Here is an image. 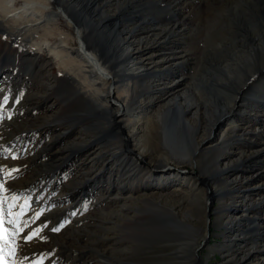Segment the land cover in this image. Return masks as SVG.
<instances>
[{
  "label": "bare ground",
  "instance_id": "bare-ground-1",
  "mask_svg": "<svg viewBox=\"0 0 264 264\" xmlns=\"http://www.w3.org/2000/svg\"><path fill=\"white\" fill-rule=\"evenodd\" d=\"M129 2L133 3L132 10L136 8L130 15L136 14L140 17L133 23L128 22L127 25L121 12L122 7L130 4ZM135 4L136 0H126L123 4L118 0H0V34H3L7 41L22 46L27 51L26 58L34 57L33 61L25 62L27 71L37 74L39 66H45L53 61L59 71L75 84L77 92L83 94V99L88 106L87 115L107 120V128L100 122L101 120H94L92 123L97 133L93 141L95 144L101 145L106 140L115 138L119 134L115 135V131L121 134L128 131V136H125L126 151L122 154L133 152L134 154L129 160L123 159L120 165V171L125 168L131 176L127 178V181L132 182L145 170L142 163L145 162L144 153L148 150L153 157L159 158L165 152L161 149L163 145L169 150V158L172 161L178 164L194 163L195 165V159L205 155L204 150L206 152V149L218 144V141L221 142V145L225 146V152L217 158L219 169L204 181L203 186L212 193L210 197L212 199L216 196H229L230 203L225 205L226 218L230 219L228 213H231L233 217L231 216V220L225 225L227 233L225 244L233 250L231 249L232 251L225 255V260L232 264H264V0H236L231 7L230 14L233 13L231 14L233 19L238 15L233 28L236 30H232V35L235 37L231 36L227 43V46L232 49L230 57L233 64L232 76L218 79V82L204 81L203 87L208 86L212 89V93L206 94L202 91V104L199 101L194 106L191 103L183 104V100L180 102V94L187 82L185 74L173 75L174 69L181 62L183 64L185 60H189L188 55L183 51H177L180 60L176 63L175 59L178 56L176 58V52L168 47L169 53L163 59L166 42L151 40L152 37H156L155 31L162 30L158 29L160 18L154 16L150 18V21L146 20V17L141 14L143 6L140 8ZM173 9L174 6L171 10L169 9L170 11L167 10V15L169 13L171 15ZM174 10H177L176 7ZM140 22L143 23L140 24ZM174 27L163 30L167 34L165 39H170L168 35L173 34ZM75 40L78 42V47L74 49L71 42ZM44 50L51 60H47L49 63L37 57ZM0 60L15 62L11 56H0ZM172 61L175 63L169 64ZM14 78L12 72L0 71V98L2 99L0 105L2 106L4 97L10 94L9 101L13 98ZM146 78L153 79L150 81V89L145 93L147 97L138 98L139 100L132 99L133 102L130 104L129 101L133 97L132 93L135 92L137 84ZM215 79L217 80L216 77ZM161 93L162 95L165 93L166 96H156ZM159 98L161 100L157 101ZM29 100L27 99L26 102L22 100L19 108L16 106L17 109L6 108L7 112L16 115V118L21 117L19 122L18 119L13 121L16 131L6 134L7 123L0 125L3 126L2 132L0 131V220L3 221L2 228L7 234L6 243L0 241L3 264H18V260H24L21 264H35L37 257L42 255L40 247L34 243L22 245V251L21 247L19 248L22 242L31 240L26 237L28 229H25V233L21 236L26 226L23 222L27 223L29 220L20 209L21 203L18 200L14 203L13 197L24 194L28 197L35 188L38 192L46 185L48 191L52 189L50 195L53 191H57L56 196L66 197L56 202L47 198L49 206L44 208L47 212L45 216L47 223L44 225L48 226V233L43 236L48 239V250L53 252L55 259L64 260L63 264H88L89 256L93 252L90 247H93L85 243V237L89 236L88 230L95 231L105 227L102 212L106 207L116 204V208L118 204H125L124 202L132 197V194L126 193H133L136 188L143 192L142 194L151 192L156 189L155 183L149 184L146 180L148 183L145 185H131L129 191H126L112 180L108 179L106 182L105 174L108 172L112 173L111 177H119V168L112 167V169L104 166L96 169L95 164L87 163V161L80 162L83 156L88 157L94 143L87 141L83 134L74 133L72 128L58 131L52 125L30 126L28 115L32 110L39 111L40 108L27 109ZM43 104L42 115L45 116V112L50 110L51 106L47 105L48 103ZM136 104L144 108L143 115L136 109ZM158 107L159 109L155 110ZM155 116L159 118V126L158 123H154L156 121H153ZM126 119L134 121L135 124L131 126L122 124ZM195 122H198V126L194 125ZM227 128L231 130L232 136L224 142V132L228 130ZM131 129L136 130L133 140L129 137ZM158 130L162 131L163 144L159 141ZM31 132L40 137L46 132L48 135L41 146L33 147V155L26 156L25 159L12 156L15 154L16 146L10 149L9 145L20 139L26 140ZM75 134L77 137L74 138ZM172 142H181L182 146L175 148ZM18 149L22 147L19 146ZM95 150L97 151V148ZM8 154L12 155L8 156ZM120 156L119 152H114L110 161L117 160ZM95 158L97 160V157ZM169 158L166 157V160ZM76 161L79 163L75 165ZM157 163L151 165L145 162L149 171L157 177L172 169L173 164L165 159H159ZM40 166H43V169L40 173H36L34 168ZM10 168L19 170V175L24 174L20 180L12 176L16 182L18 181V191L10 188L12 185L8 174ZM65 170L69 171L64 172ZM91 174H95L93 179H90ZM222 176L228 179L227 186L218 192H213L210 182ZM33 197L31 204L35 205L31 210L36 215L43 209L41 204L43 202L39 199L40 196ZM83 198L91 199L89 208L94 211H85L82 216H79L78 222L80 220L83 222L80 224L71 219L70 212L74 209L76 212L81 208L77 205L84 202ZM172 198L168 196L166 199L170 202ZM152 202L155 210L164 214L165 218L168 217L167 226L177 228L176 233L179 236L171 262L163 264H188V257L185 258L182 255L183 248L194 241V236L199 231L197 232L196 227L182 221L178 213L176 214L171 208L172 206L165 207L163 204L167 201L163 204ZM8 205L15 208L12 209ZM118 210L112 213L114 217ZM126 210L128 212L127 208ZM93 213L99 214L96 216ZM56 224L68 225H64L61 232L49 234ZM244 227L248 228L245 233ZM104 231H106L105 228ZM96 239H100L96 243L107 242L106 237ZM252 239L257 240L256 245ZM13 248L14 255L10 254ZM105 250L95 251L93 254L96 257L107 258ZM194 264H203V262L197 256Z\"/></svg>",
  "mask_w": 264,
  "mask_h": 264
},
{
  "label": "rangeland",
  "instance_id": "rangeland-1",
  "mask_svg": "<svg viewBox=\"0 0 264 264\" xmlns=\"http://www.w3.org/2000/svg\"><path fill=\"white\" fill-rule=\"evenodd\" d=\"M118 1L119 3L123 4V1L126 0H118ZM235 2L236 0H199V1L198 0H155V1L136 0L135 5H138L140 8H142L143 6V10L141 11V14L143 16L145 17L150 16V18L154 16H158L160 18L158 29H162V30L155 31L154 33L155 34L157 33L156 37H152L151 40L153 41L155 40L157 42H164V41L166 42V46H164V49H166L164 50L165 57L163 54L162 58L163 59L166 58L167 54L169 53V48H171L172 51L176 52L175 55L176 58L179 55V53L177 54V51L178 52L183 51L188 55L189 60L188 61L185 60L183 64L181 62V64L178 65L176 69H174L175 72L173 73V75L175 74V76H178V74L180 73L185 74L184 76L186 77L187 82L184 85L182 93L180 94V99H181L180 102L184 101L183 104L191 103V105L194 106L198 104L199 101H200L199 103L202 104V98H201L202 91L206 94L212 93L211 88H209L208 86L203 87L204 81L208 82V80H210L209 82H213V80H215L218 82V79L221 80L226 76L227 77L232 76L231 73H233V64H231L232 60L230 58L232 49H230L229 46H227V43H229L231 36L235 37V35H232V30L234 31L236 30V28L235 29L233 28L235 27L234 24H236L235 21H237L236 17L238 15H236V17L233 19V17L231 16V14L233 13L230 14L231 7L234 5ZM132 4L131 3L127 4V6L123 5L124 6L122 7L123 11L121 12L123 18L130 16V12L132 11V7H133ZM173 6L174 9L176 7L177 10L173 9L172 14L170 15L169 13V15H167L168 14L167 10L170 11ZM167 22L170 23V25ZM126 23L128 25V22ZM165 24L168 26H166ZM173 24L175 25V27ZM172 26L174 27L173 34L168 35L170 39H165L167 34L163 30L166 29L168 30ZM238 31L239 30L237 29V32ZM171 41L172 43H170ZM71 44L74 49L78 47L77 40L72 41ZM28 52L30 54V50H28ZM26 55H27V51H25V49L22 46H19L14 42L7 41L5 39V36L3 34H0V56H11L15 60V62L13 63L2 62L0 60V67H1L0 71L12 72V74L15 77L14 81L12 82V84L15 85L12 88L13 89L12 96L14 99L12 98V100L9 101L10 98V94H9L7 97H4V102H2L3 106L0 105V125L7 123L8 128H6L7 131L6 134L16 131V126L15 124H13V121L14 119H18L19 122L21 119V117L18 116L16 118L15 117L16 115L14 116L9 112H7L6 108L13 109L16 108V106L17 108H19L20 105L19 103L22 100L23 102H26L27 99L28 100L30 99L28 101L29 103L27 102V109L35 108V107L40 108L39 111L38 110L34 111L31 109L32 111L30 112V115H28V122L30 121L29 122L30 126L38 127V125L39 126L52 125L55 126L58 129V131H63L65 129L72 128L73 132L75 131L74 133H77L78 135L83 134L84 136H86V140L90 141L93 144L94 143L93 141L97 137V133L96 130L93 128L92 123H94V120L95 121L101 120L100 122H102L105 128H107V120H105L104 118H99L95 116L92 117L90 115H87L88 106L83 99L84 97L83 94L77 92L75 84L71 82V80H69L68 77H66L62 72L59 71V69L57 68L56 64L53 61L49 60L50 58L47 57L48 54L45 50L42 51L40 55L38 54L37 57H40V60L44 59L45 63L46 62L49 63V61L51 62L45 66L43 65L41 67L39 66L40 69H39V73L37 74H34L33 72H29V70L27 71V69L25 68V62L33 61L34 59L33 56L30 58H26ZM179 56L177 59H175L176 63L179 62L180 60ZM175 62L172 61L169 64H174ZM162 64L165 65L164 63ZM215 77L217 78V80L215 79ZM150 81H153V79L146 78L145 80L137 84L135 92L132 93L133 97L129 101L130 104H132L133 102L132 99L137 100L138 98L147 97L145 93L151 87ZM140 95H142V97ZM164 95L166 96L165 93H163V95L161 93L159 95L157 94L156 96L164 97ZM159 100H161V98L157 99V101ZM1 101L2 99L0 98V103ZM43 103L46 104L48 103L47 105L51 106V109L45 112V116L48 117H45L44 114L42 115V111L44 109ZM6 104H8V106H6ZM136 109L140 110L142 115L144 114L143 107L136 104ZM158 109L159 107L155 110ZM161 110H162L161 112H163V108ZM194 117L198 118L197 116ZM153 121H156L154 123H158L159 126L158 116H155L153 118ZM122 124L126 126L127 125L131 126L134 125L135 122L126 119ZM194 125L198 126V122H195ZM0 128H1L0 131L2 132L3 126H0ZM115 132H116L115 135L119 133L116 135L115 138L108 139L101 145H97L94 143L93 148L90 154L88 155L89 158L83 156L80 162L87 161V163L95 164L96 169L107 166L108 168H112V167L114 169L119 168L120 171L121 170L120 165L121 162H123V159L126 160L127 158L129 160L133 156L134 152L126 155L122 154L126 151L125 136H128L127 134L128 131L124 132L125 134H121L119 131H115ZM135 133L136 130L131 129L129 133L130 135L129 137L131 140H133L132 137L133 134ZM158 134H160L159 141L163 144L162 131L158 130ZM43 135L42 137H40L36 133L31 132V134L28 135L29 137L26 140L20 139L17 140V142L11 143L9 145L10 149L15 148L16 146V148L14 149L15 154L14 155L8 154V156L12 155V156H16L19 159L22 158L25 159L24 157L26 156L29 157L33 155V149L35 148L34 146H41L42 143L45 142V139L47 138L48 134L46 132ZM220 135L221 133L219 134V137ZM224 135H225L224 142L228 141L229 138L232 136L231 130L230 129L226 130L224 132ZM75 136L77 137L76 134L74 135V138ZM219 137L217 139H219ZM71 138L73 137L71 136ZM209 139L211 140L212 137L210 136ZM47 141H49V139H47ZM172 144H174L175 148L182 146L181 142L178 143L172 142ZM218 144L214 145L211 148L206 149V152L204 150L205 155H203L199 159L196 158L195 165L194 163L178 164L172 161L171 158H169L170 157L169 150L166 149L163 145H161V149L162 151L164 150L165 152H163L164 154L159 158L153 157L149 150L146 151L144 153L145 162H148L151 165L152 163L155 165L158 164L157 160L159 159H165V161L171 162L173 164L172 169L170 171H168L166 174L163 175L159 174L158 177L157 175H154L149 171V169L146 167L147 165L145 164V162L142 163L143 164L142 166L143 167L145 166L144 167L145 170H143L141 174L138 175L137 178H135V180H133L132 182L127 181V178H131V176L125 168L122 169V171H120L121 174L119 172V177L117 176L116 178L115 176L111 177L110 174L112 173L107 172L105 174L106 176H104L105 181L107 182L108 179L112 180L113 182L118 183L121 189L125 188L126 191H129L130 188L129 186L131 185L133 186H135L136 184L145 185V183L148 182L149 184L152 182L153 185L155 183V187L158 190L153 189L151 192L142 194L143 192L137 190L136 188L133 193L130 192L126 193V194L128 193L132 194L131 199H134V201L128 199L129 202L127 200L124 202L125 204L122 203L123 205L118 204L116 208H115L116 204L115 206L110 205V207L109 206L106 207L105 211L102 213L104 214V219H105L104 221L106 223L104 228L107 232L104 231V228L103 229L98 228L95 229V231L88 230L89 236L85 237L86 240L85 243H89L93 247V248L90 247V250H92L93 252L95 251L101 252L102 249L104 250L106 249L105 251H107V258L104 256H103L104 258L96 257L92 252L91 253L92 255L90 254L89 256L90 261L88 264H109V263L110 264H116V263L117 264H121V263L122 264L123 263L124 264H163V263L171 262V259L174 253L176 252V248H177L175 245L179 239L178 238L179 236L176 233L177 228H175L174 226L171 227L167 226L166 219H168V217L165 218L164 214H161V212L155 210L152 201H154V203L157 202L159 204L161 203L163 204L165 201H167L163 204L165 205V207L167 205H168L167 207L172 206L171 208L174 209V212H176V214L178 213L177 215L180 217V219H182V221L186 222L188 225L193 226L194 228L196 227L197 232L199 231L198 234H195L194 241H192L189 245L183 248L182 255L185 258L188 257L187 258L188 264H194L197 261V256L198 258L201 259L203 264H232L225 260V255H227L229 251L233 250V248H230L229 245L227 246L225 244L226 236H227L225 225L229 220H231V216H232L231 213H228V215H230V219L228 220L226 218V212H225L226 210L225 205H228L230 203V200L228 198L229 196L227 195H225L226 197L216 196L215 198L212 199L210 198L212 193H209V191H207L206 188L203 186L204 181L208 179L214 172H216L217 169H219L217 158L223 152H225L224 150L225 146L223 144L221 145V142L219 141ZM17 145L22 147V149H18L19 146ZM96 148L97 151L95 150ZM114 152H119L121 156L119 158L117 157V160L114 159L110 161L111 155ZM95 157H97V160H95L96 159ZM166 157L169 159L166 160ZM11 159H13V157H11ZM78 163L79 161H76L75 165ZM42 169L43 166H40L38 168H34V171L36 173H40ZM67 171L69 170H65L64 172ZM19 173L20 171L19 170L17 171L15 168H10L8 171V174L11 177L10 182H12V185L10 188H12V190H16V191L19 190L17 183L18 181L16 182L14 178H12V176H14L17 177L18 180H20V177H22L24 174L22 173L19 175ZM14 174H17L18 176L17 175L15 176ZM94 175L95 174H91L90 179H93ZM225 178L226 176L225 177L222 176L217 178L218 180L216 179L213 182H210V187L213 192H218L219 190L224 189L227 186L228 179ZM152 179L154 180L156 179V180L153 181ZM157 184L159 186H157ZM51 190L48 191V186L46 185V187H44L41 190L42 192L40 190L36 192L37 191L36 188L33 191H31L30 194L32 196L28 194V197H26L27 194H24L23 196L20 197H13V200L15 201L14 203H16V200H18L22 205L20 209H22L24 213L28 216L29 221L27 223L22 221L23 225L24 224L26 225L23 231L25 229H28L27 230L28 232L26 231V237H30V236L33 237V239L32 238L31 240L29 239L30 241L28 242H22L19 248L21 247V251H22V245L34 243L35 245L39 246L40 251H42L40 253L42 255L37 257V262L35 264H50V263L63 264L64 262V260L62 259L59 260L55 259V257L53 256V252H50L48 250L49 242L47 237L43 236V234L48 233L47 230L48 226L44 225L45 223H47V219H45L47 212L44 211V208H48L49 206L48 205L49 203H47L48 199L51 198L53 202H56L66 198L65 196L63 197L56 196L57 191H53L50 195ZM37 193H39V195H37ZM33 195L34 197L40 196L39 199H41L43 202L41 203L43 209L39 210V212L36 215H34L31 210L33 205H35L34 203L31 204L32 203L31 199ZM168 196L173 197L172 198L173 200L170 199L171 201L169 202L168 199H166ZM179 198H181L180 201ZM83 199L85 200H83L84 202H82L81 204H78L76 201V203L78 204L77 206H80L82 209L80 208L79 210H77L78 212L77 211L75 212L76 209L70 212L71 219L76 220V222H78L79 220L77 218L79 216H82L85 213V211L87 212L88 211L90 212V210H92V212L94 211L93 209L89 208L91 206V199L89 198L88 199L83 198ZM119 205H121L122 208ZM8 206L10 207V205ZM10 208L14 209L15 207H10ZM126 208L128 209V212ZM116 209L120 210V212L119 210L117 211L120 214V216L117 213L118 215L116 214V216L114 217L112 213ZM28 210L31 212V213L29 212L30 215H28L29 214ZM93 214L98 216L99 213H93ZM111 219L113 220L112 222L113 224L111 223L112 221ZM107 221L109 222L107 223ZM78 223L83 224L81 220ZM64 225L60 226L56 224L53 230L49 231V234H56L58 232H61L63 228L68 224H66L65 226ZM54 229H60V230L56 231ZM247 229L248 228L244 227L243 232L245 233ZM24 233L25 231L21 232V236ZM32 233L35 235H33ZM103 237H106L107 239V242L105 244L96 243L98 240H100L96 238H103ZM257 239L259 238L257 237ZM252 241L256 245L257 240L252 239ZM166 259L168 260L165 261ZM176 261L177 260H175V262ZM22 262H24V260H18V264H21ZM172 262L174 261L172 260Z\"/></svg>",
  "mask_w": 264,
  "mask_h": 264
},
{
  "label": "snow or ice",
  "instance_id": "snow-or-ice-1",
  "mask_svg": "<svg viewBox=\"0 0 264 264\" xmlns=\"http://www.w3.org/2000/svg\"><path fill=\"white\" fill-rule=\"evenodd\" d=\"M2 223H3V221L0 220V241H3V242L6 243V235L7 234L2 228ZM54 230L58 231L59 229H54ZM33 235H35V234H33ZM27 238L31 239L32 237L30 236V237H27ZM0 252H2V249H0ZM10 254H12V255L15 254V249L14 248L11 250ZM0 264H3L2 258H0Z\"/></svg>",
  "mask_w": 264,
  "mask_h": 264
},
{
  "label": "water",
  "instance_id": "water-1",
  "mask_svg": "<svg viewBox=\"0 0 264 264\" xmlns=\"http://www.w3.org/2000/svg\"><path fill=\"white\" fill-rule=\"evenodd\" d=\"M134 10H136V8L135 9H133L130 13H132ZM132 15V14H131ZM128 16V17H126V18H123V19H125V22H130V23H133L134 21H136V20H138V18L140 17V15H136V14H134V15H132V16ZM146 20H149L150 21V16H147L146 17ZM152 22V21H151ZM143 22H140V24H142ZM148 23H150V22H148Z\"/></svg>",
  "mask_w": 264,
  "mask_h": 264
}]
</instances>
